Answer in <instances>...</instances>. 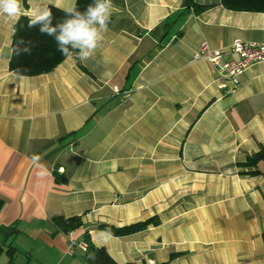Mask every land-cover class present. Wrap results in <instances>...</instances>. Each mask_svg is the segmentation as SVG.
Masks as SVG:
<instances>
[{"label": "crops", "instance_id": "1", "mask_svg": "<svg viewBox=\"0 0 264 264\" xmlns=\"http://www.w3.org/2000/svg\"><path fill=\"white\" fill-rule=\"evenodd\" d=\"M75 1L22 0V15ZM194 1L211 6L112 0L93 58L34 76L10 71L16 20L0 17V264H95L86 232L119 264H264V163L239 166L264 146V62L226 92L193 58L202 42L264 44V12ZM153 216L126 236L97 228Z\"/></svg>", "mask_w": 264, "mask_h": 264}, {"label": "trees", "instance_id": "2", "mask_svg": "<svg viewBox=\"0 0 264 264\" xmlns=\"http://www.w3.org/2000/svg\"><path fill=\"white\" fill-rule=\"evenodd\" d=\"M221 4L230 10L236 11H262L264 12V0H220ZM94 0H76L75 6L77 10L84 11L89 4ZM183 6L186 9H192L196 14L209 8L210 4H199L194 0H183ZM52 13V26L55 27L62 23L68 17L67 13L53 5L47 6ZM46 7V8H47ZM41 25L36 24L30 26V18L21 15L14 23L12 35V55L9 61V69L16 75L34 76L47 73L61 63L65 56L58 51V45L54 36H50L40 31ZM264 163V146H261L256 152L248 155L244 162L239 163L240 167L247 168V171H242L243 174L257 175L260 173L258 164ZM2 201L0 200V207ZM54 222L63 232H69L82 225L81 217H62L54 218ZM160 220L157 216L150 217L144 221H138L123 226H115L107 223H100L97 228L107 230L114 236H126L139 232L149 225H157ZM1 229H8L2 227ZM12 229V227H10ZM264 239V234H262ZM86 244V254L90 256L95 264H119L112 259L104 247L94 245L89 233L84 235ZM176 254L171 253L170 258ZM12 264V263H8ZM123 264H131L129 262ZM165 264V263H164Z\"/></svg>", "mask_w": 264, "mask_h": 264}, {"label": "clouds", "instance_id": "3", "mask_svg": "<svg viewBox=\"0 0 264 264\" xmlns=\"http://www.w3.org/2000/svg\"><path fill=\"white\" fill-rule=\"evenodd\" d=\"M22 7V0H0V17L17 21L22 15ZM113 8L112 0H94L84 11H79L73 2L70 7L61 8L69 18L55 27L52 26V13L48 7L37 8L28 17L30 26L40 24L42 33L55 37L58 51L62 55L69 58L75 55L84 62L93 58L104 34L108 31ZM39 160L40 157L37 155L32 157L34 164H38ZM100 235H110V232L105 230Z\"/></svg>", "mask_w": 264, "mask_h": 264}, {"label": "built area", "instance_id": "4", "mask_svg": "<svg viewBox=\"0 0 264 264\" xmlns=\"http://www.w3.org/2000/svg\"><path fill=\"white\" fill-rule=\"evenodd\" d=\"M194 59L205 58L218 75L219 89L232 91L238 86L239 78L252 65L264 62V44L254 41L235 40L222 49H211L206 42H202L193 53ZM79 247L86 250V244ZM73 252L72 248H69Z\"/></svg>", "mask_w": 264, "mask_h": 264}]
</instances>
